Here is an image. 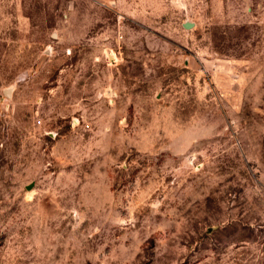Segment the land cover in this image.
Returning <instances> with one entry per match:
<instances>
[{
  "label": "rangeland",
  "instance_id": "obj_1",
  "mask_svg": "<svg viewBox=\"0 0 264 264\" xmlns=\"http://www.w3.org/2000/svg\"><path fill=\"white\" fill-rule=\"evenodd\" d=\"M0 264H264V0H0Z\"/></svg>",
  "mask_w": 264,
  "mask_h": 264
},
{
  "label": "built area",
  "instance_id": "obj_2",
  "mask_svg": "<svg viewBox=\"0 0 264 264\" xmlns=\"http://www.w3.org/2000/svg\"><path fill=\"white\" fill-rule=\"evenodd\" d=\"M6 96V90L4 88H0V98Z\"/></svg>",
  "mask_w": 264,
  "mask_h": 264
}]
</instances>
